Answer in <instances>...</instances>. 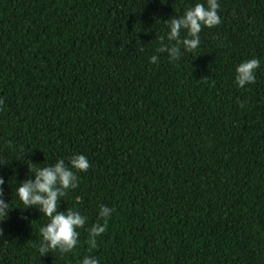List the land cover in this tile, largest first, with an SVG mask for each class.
I'll use <instances>...</instances> for the list:
<instances>
[{
  "label": "trees",
  "instance_id": "obj_1",
  "mask_svg": "<svg viewBox=\"0 0 264 264\" xmlns=\"http://www.w3.org/2000/svg\"><path fill=\"white\" fill-rule=\"evenodd\" d=\"M198 2L0 0V264H264V0H217L221 22L170 61L168 21ZM74 154L90 167L57 209L86 223L41 254L49 218L16 188Z\"/></svg>",
  "mask_w": 264,
  "mask_h": 264
},
{
  "label": "clouds",
  "instance_id": "obj_2",
  "mask_svg": "<svg viewBox=\"0 0 264 264\" xmlns=\"http://www.w3.org/2000/svg\"><path fill=\"white\" fill-rule=\"evenodd\" d=\"M219 4L217 0H206L205 3H195L187 8L182 16L173 17L168 21L167 40L168 45L157 48V52L168 55V59L176 60L181 56V46L184 51L195 50L200 44L199 33L202 26L213 27L221 22L218 15ZM181 30H186V35L181 39ZM163 39V38H161ZM175 43H171V42ZM158 61L157 55L150 57L151 63ZM260 66L257 58L242 61L236 66L235 82L239 87L251 84L255 81V71ZM2 103V100H0ZM71 167L65 165L63 159H58L53 165L30 170L34 178L21 181L16 188V195L25 205V209L35 206L44 216L49 218L46 225L41 226L40 234L42 242L39 252L44 254L50 249H59L62 253L71 251L78 243L79 232L86 223V217L77 210L60 211L57 209L58 200L66 194L68 189L77 187V176L72 169L86 171L89 160L84 154H74L70 161ZM3 176H0V216L5 215L8 203L4 199ZM113 208L100 205L99 216L104 218V223L94 224L89 229V243L94 247L96 237L105 232L107 221ZM81 264H100V261L92 256H84Z\"/></svg>",
  "mask_w": 264,
  "mask_h": 264
}]
</instances>
